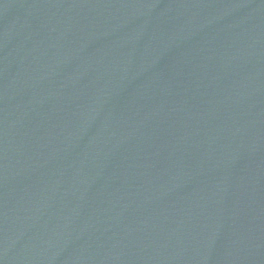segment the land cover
<instances>
[{
    "label": "water",
    "instance_id": "obj_1",
    "mask_svg": "<svg viewBox=\"0 0 264 264\" xmlns=\"http://www.w3.org/2000/svg\"><path fill=\"white\" fill-rule=\"evenodd\" d=\"M0 264H264V0H0Z\"/></svg>",
    "mask_w": 264,
    "mask_h": 264
}]
</instances>
